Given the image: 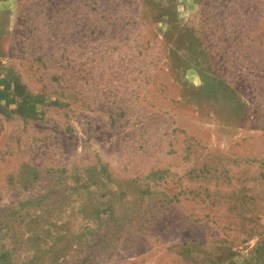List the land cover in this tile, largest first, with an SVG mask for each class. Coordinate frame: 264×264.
Listing matches in <instances>:
<instances>
[{
	"label": "rangeland",
	"instance_id": "obj_1",
	"mask_svg": "<svg viewBox=\"0 0 264 264\" xmlns=\"http://www.w3.org/2000/svg\"><path fill=\"white\" fill-rule=\"evenodd\" d=\"M15 263L264 264V0H0Z\"/></svg>",
	"mask_w": 264,
	"mask_h": 264
},
{
	"label": "trees",
	"instance_id": "obj_2",
	"mask_svg": "<svg viewBox=\"0 0 264 264\" xmlns=\"http://www.w3.org/2000/svg\"><path fill=\"white\" fill-rule=\"evenodd\" d=\"M15 87H16V89H18L19 90V92H18V94H19V96H22V89H21V87H19L18 85H15ZM9 88V84L8 83H4V87H3V89H8ZM37 99H38V97H33V96H30V95H26V96H24V100H23V102H24V104H25V106H26V109L28 110V111H33L34 109H35V104H36V102H37ZM44 196H39L38 197V199H35V201H39L40 199H42ZM85 203V201L84 200H82V204H84ZM21 205V204H20ZM16 264V263H15ZM18 264V263H17Z\"/></svg>",
	"mask_w": 264,
	"mask_h": 264
}]
</instances>
